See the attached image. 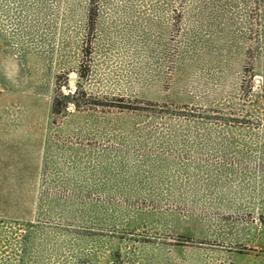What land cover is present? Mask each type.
Listing matches in <instances>:
<instances>
[{
	"label": "rangeland",
	"instance_id": "374dc122",
	"mask_svg": "<svg viewBox=\"0 0 264 264\" xmlns=\"http://www.w3.org/2000/svg\"><path fill=\"white\" fill-rule=\"evenodd\" d=\"M0 264H264V0H0Z\"/></svg>",
	"mask_w": 264,
	"mask_h": 264
},
{
	"label": "trees",
	"instance_id": "16d2710c",
	"mask_svg": "<svg viewBox=\"0 0 264 264\" xmlns=\"http://www.w3.org/2000/svg\"><path fill=\"white\" fill-rule=\"evenodd\" d=\"M61 95H63V97L66 98V99L73 98V96H74V95H72V94H70V93H68V94H63V93H61Z\"/></svg>",
	"mask_w": 264,
	"mask_h": 264
},
{
	"label": "water",
	"instance_id": "95a60500",
	"mask_svg": "<svg viewBox=\"0 0 264 264\" xmlns=\"http://www.w3.org/2000/svg\"><path fill=\"white\" fill-rule=\"evenodd\" d=\"M71 83L74 84L75 83V80H71Z\"/></svg>",
	"mask_w": 264,
	"mask_h": 264
}]
</instances>
